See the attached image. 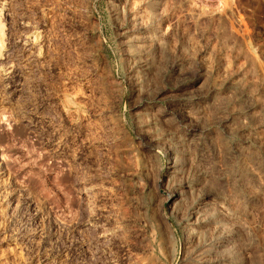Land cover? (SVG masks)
Instances as JSON below:
<instances>
[{"label":"rangeland","instance_id":"obj_1","mask_svg":"<svg viewBox=\"0 0 264 264\" xmlns=\"http://www.w3.org/2000/svg\"><path fill=\"white\" fill-rule=\"evenodd\" d=\"M0 5L13 69L0 75V258L199 264L185 237L200 200L205 211L227 210L223 219L253 223L246 264H263L264 0ZM155 7H165L156 18ZM157 24L163 39L152 43ZM167 153L183 166L172 177ZM174 174L193 184L180 206L163 192ZM11 258L4 264H17Z\"/></svg>","mask_w":264,"mask_h":264},{"label":"bare ground","instance_id":"obj_2","mask_svg":"<svg viewBox=\"0 0 264 264\" xmlns=\"http://www.w3.org/2000/svg\"><path fill=\"white\" fill-rule=\"evenodd\" d=\"M150 1V0H149ZM162 1V0H161ZM155 2H157V1H155ZM154 5V4H153ZM1 6V5H0ZM148 6L151 8V6H152V3L150 2L149 4H148ZM148 6H147V8H148ZM155 6H156V4H155ZM160 6V5H159ZM165 6V5H164ZM146 7V6H145ZM6 9V8H5ZM145 9V8H144ZM149 9V8H148ZM156 9V10H155ZM157 9L158 10H160V8L158 7V8H153V10H152V16H160V15H158V12H157ZM163 10L165 11V7H164V9H161L160 11H162V13L160 12V14H163ZM168 11V10H167ZM149 12V11H148ZM6 13V12H5ZM150 14H151V12H150ZM8 15V14H7ZM7 17V16H6ZM135 17V16H134ZM139 17V16H138ZM151 17V16H150ZM155 17V18H156ZM153 18V17H152ZM158 19V18H157ZM160 19H162V18H160ZM1 20V19H0ZM4 20V19H3ZM159 20V19H158ZM155 21V20H154ZM161 22H162V20H160ZM1 22V21H0ZM137 22V21H136ZM138 22H139V20H138ZM159 22V21H158ZM142 23V22H141ZM151 22H149V24H150ZM155 23V22H154ZM153 22L151 23L152 25L154 24ZM137 24H139L140 25V23H137ZM143 24V23H142ZM2 26H3V24H2ZM151 26V25H150ZM155 26V25H154ZM161 27L159 24H157L156 25V27ZM164 26V25H163ZM169 26V25H168ZM144 27V26H143ZM153 27V26H152ZM4 28V27H3ZM146 28H150V27H146ZM168 28V27H167ZM138 29H140V28H138ZM162 29V30H161ZM154 30V29H153ZM1 24H0V75H5V74H8L9 72H11V70H13L12 69V67H11V65H12V63H8V61L6 62V60H4V56H2L3 54H4V51L6 50V46H4V44H2L1 43V40H2V38H3V40H4V37H2L3 35V32H2V34H1ZM29 31V30H28ZM167 31V30H166ZM239 31V30H238ZM241 31V30H240ZM239 31V32H240ZM30 32V31H29ZM151 32V31H150ZM158 32V33H157ZM154 33V32H153ZM153 33H151V34H153ZM160 33V34H159ZM30 34V33H29ZM146 34V33H145ZM148 34H150V33H148ZM149 35L148 36V38H146V39H148L149 41H154L155 42V40H161V39H163V35H164V33H163V28L161 27V28H155V35L153 34V35ZM156 34L158 35L159 34V36L157 37L156 36ZM242 34V33H241ZM2 35V36H1ZM5 35V34H4ZM147 35V34H146ZM166 35V34H165ZM243 35V34H242ZM27 36V35H26ZM141 36H143V35H141ZM139 37V36H138ZM165 37V36H164ZM241 37V36H240ZM247 37V36H246ZM7 38V37H6ZM133 38H136V37H133ZM132 38V39H133ZM140 38V37H139ZM8 39V38H7ZM141 39V38H140ZM144 39V38H143ZM168 39V38H167ZM242 39H243V37H242ZM15 40V39H14ZM134 40V39H133ZM136 40H139V39H136ZM142 40V39H141ZM158 40V41H159ZM244 40V39H243ZM15 42V41H14ZM132 43V42H131ZM138 43V42H137ZM153 43V42H152ZM152 43H148V44H146V43H144V45L146 44V45H149V44H152ZM162 43V42H161ZM6 44V43H5ZM35 45V44H34ZM33 45V43H32V45H30V46H34ZM39 45V44H38ZM141 45V44H140ZM156 45H157V42H156ZM142 46H143V43H142ZM141 46V47H142ZM153 46V45H152ZM28 47V46H27ZM34 47H37L36 45L34 46ZM8 49H10V46H9V48ZM29 49V48H28ZM37 49V48H36ZM35 49V52L37 51ZM11 50V49H10ZM9 50V51H10ZM30 50V49H29ZM141 50V49H140ZM32 52H34V51H32ZM34 52V53H35ZM142 52V51H141ZM140 52V53H141ZM6 53V52H5ZM7 53H8V51H7ZM34 53H32V54H34ZM28 54H30V53H28ZM36 54V53H35ZM34 54V55H35ZM38 54V53H37ZM37 54L35 55V56H37ZM40 54V53H39ZM6 56V55H5ZM10 56V55H9ZM35 56H33L34 58H35ZM40 56V55H39ZM6 57H8V56H6ZM41 57V56H40ZM37 58V57H36ZM29 59H32V58H29ZM139 61V60H138ZM146 61V60H145ZM150 61V60H149ZM9 64V65H8ZM149 65V64H148ZM14 67V66H13ZM145 67V66H144ZM150 67H148L147 69H149ZM156 69V68H155ZM144 70H146V69H144ZM151 70V69H150ZM154 70V69H153ZM157 70V69H156ZM142 71V70H141ZM137 72V71H136ZM144 72V71H143ZM146 72V71H145ZM157 72V71H156ZM149 73V72H148ZM148 73H146V74H148ZM145 74V75H146ZM11 75V74H10ZM144 75V74H143ZM147 76V75H146ZM152 76H154V74L152 75ZM2 77V76H1ZM149 77V76H148ZM6 78V77H5ZM8 78V77H7ZM146 78V77H145ZM144 78V79H145ZM2 81H3V78H2ZM143 81V80H142ZM4 86V85H3ZM246 94V93H245ZM7 97V96H6ZM254 97V96H253ZM6 99V98H5ZM8 100V99H7ZM10 100V99H9ZM6 101V100H5ZM190 101V100H189ZM3 102H4V100H3ZM185 103V102H184ZM189 103H191V102H189ZM187 104V103H186ZM184 105V106H182L181 107V109H180V113H182V114H184L183 112H185V111H187L186 109H185V107L187 106V105ZM206 104V103H205ZM209 105V104H208ZM176 106V105H175ZM207 106V105H206ZM250 106V105H249ZM248 106V107H249ZM178 107V106H177ZM214 108H215V106H213ZM245 107H247V106H245ZM191 108V107H190ZM189 108V109H190ZM235 108V107H234ZM264 108V107H263ZM177 109V108H176ZM176 109H174V110H176ZM212 109V108H211ZM250 109H251V107H250ZM249 109V110H250ZM254 109V108H253ZM260 109V108H259ZM173 110V111H174ZM207 110V109H206ZM210 110V109H209ZM237 110V109H236ZM252 110V109H251ZM178 111H179V109H178ZM228 111V110H227ZM238 111V110H237ZM236 111V112H237ZM247 111V110H246ZM239 113L241 112L240 110L238 111ZM243 112H245V111H243ZM176 113V112H175ZM179 113V112H178ZM177 113V114H178ZM218 114V113H217ZM241 114H243L242 112H241ZM260 114V113H259ZM170 115V114H169ZM189 115V114H188ZM187 115V116H188ZM211 115H212V113H211ZM216 115V114H215ZM232 115V114H231ZM236 115V114H235ZM246 115H248V114H246ZM177 116V115H176ZM222 116V115H221ZM157 117V116H156ZM168 117V116H167ZM181 117V116H180ZM183 117H185V116H183ZM195 117V116H194ZM232 117H234L233 115H232ZM244 119H245V117H243ZM261 118V117H260ZM163 119V118H162ZM166 119V118H165ZM192 119V118H191ZM250 119V118H249ZM263 119V118H262ZM251 120V119H250ZM264 120V119H263ZM191 121V120H190ZM193 121V120H192ZM228 122V121H227ZM258 122H259V120H258ZM177 123V122H176ZM184 123V122H183ZM210 123V122H209ZM237 123V122H236ZM247 123V122H246ZM162 124V123H161ZM169 124V123H168ZM245 124V123H244ZM252 124V123H251ZM227 125H228V123H227ZM253 126V125H252ZM255 126V125H254ZM174 127V126H173ZM248 127V126H247ZM246 127V128H247ZM263 127V126H262ZM239 128V127H238ZM241 128V127H240ZM249 128V127H248ZM257 128V127H256ZM231 129V128H230ZM264 129V128H263ZM228 130V129H227ZM247 130V129H246ZM249 130V129H248ZM247 130V131H248ZM257 130V129H256ZM262 130V129H261ZM238 131H240V130H238ZM251 131V130H250ZM249 131V132H250ZM253 131H255V130H253ZM241 132V131H240ZM243 133V132H242ZM248 133V132H247ZM159 134V133H158ZM175 134V133H174ZM256 134V133H255ZM262 134V133H261ZM179 135V134H178ZM247 135V134H246ZM172 136H174L173 134H172ZM243 136V135H242ZM254 136V135H253ZM178 137H180V136H178ZM253 138V137H252ZM251 138V139H252ZM257 138V137H256ZM255 138V139H256ZM164 139V138H163ZM228 139V138H227ZM254 139V140H255ZM172 140V139H171ZM170 140V141H171ZM184 140V139H183ZM191 140V139H190ZM246 140V139H245ZM244 140V141H245ZM262 140V139H261ZM164 141V140H163ZM215 141V140H214ZM248 141V140H247ZM260 141V140H259ZM263 141V140H262ZM157 142V141H156ZM180 142V141H179ZM159 143V142H158ZM162 143H164L165 144V142H162ZM178 143V142H177ZM236 143V142H235ZM250 143V142H249ZM170 145H171V143H169ZM168 144V145H169ZM174 144V143H173ZM252 144V143H251ZM215 145V144H214ZM217 145V144H216ZM236 145V144H235ZM250 145V144H249ZM257 146V145H256ZM262 146V145H261ZM155 147H158V145L157 146H155ZM178 147V146H177ZM238 147V146H237ZM241 147V146H240ZM255 148V147H254ZM257 148V150H258V147H256ZM156 149V148H155ZM165 149V148H164ZM172 149V148H171ZM216 149V148H215ZM165 150H167V149H165ZM180 150V149H179ZM241 150V149H240ZM259 150H260V148H259ZM174 152V151H173ZM184 152V151H183ZM225 152V151H224ZM250 152V151H249ZM176 154H178L177 152H175ZM181 153V152H180ZM190 153V152H189ZM260 153V155H261V152H259ZM228 154V153H227ZM169 155H171V161H170V166L168 167V170H167V175H171V177H172V174L174 173V172H180V171H182V169H183V166H180V165H178V163H179V156H176V155H172V154H170V153H167V160L169 161ZM179 155V154H178ZM184 155H185V153H184ZM183 155V156H184ZM182 156V157H183ZM221 156V155H220ZM248 156V155H247ZM185 157V156H184ZM234 157V156H233ZM260 157V156H259ZM263 157V156H262ZM188 158V157H187ZM186 158V159H187ZM245 158V157H244ZM220 159V158H219ZM246 159V158H245ZM185 160V159H184ZM241 160V159H240ZM263 160V159H262ZM187 161V160H186ZM226 161V160H225ZM239 161V160H238ZM244 161V160H243ZM246 161H248V159L246 160ZM264 161V160H263ZM252 162V161H251ZM234 163V162H233ZM247 163V162H246ZM245 163V164H246ZM180 164V163H179ZM184 164H186V163H184ZM254 164H255V162H253V165H252V167H254ZM258 164H259V162H258ZM184 166H187V165H184ZM199 166V165H198ZM261 166V165H260ZM227 167V166H226ZM247 167V166H246ZM251 167V168H252ZM255 167H256V164H255ZM3 168H5V167H1L0 168V180L1 179H3L2 178V176H3V174H2V176H1V173L3 172L4 173V169ZM250 168V169H251ZM204 169V168H203ZM254 168H252V170H253ZM255 169H257V168H255ZM245 170V169H244ZM256 171V170H255ZM185 172V171H184ZM259 172V171H258ZM258 172H256V173H258ZM165 173V174H166ZM183 173V172H182ZM194 173V172H193ZM177 174V173H176ZM236 174V173H235ZM259 174V173H258ZM6 175V174H5ZM4 175V176H5ZM175 175V174H174ZM178 175V174H177ZM193 175V174H192ZM262 175V174H261ZM182 176V175H181ZM187 176V175H186ZM243 176H245V175H243ZM185 177V176H184ZM258 177V176H257ZM168 178V177H167ZM178 178H179V176H173V180H170V181H172V183H168V184H166L165 185V187H164V189H163V192L165 193V197H166V201L168 202V203H170V204H173V206H175V205H178V202L180 203V200H183V199H187V198H189L188 197V193L191 191V186H190V184H192V183H188L187 181H184V179H183V182H181V180H178ZM187 178V177H186ZM260 178V177H259ZM171 179V178H170ZM245 179V178H244ZM7 180V179H6ZM162 180V179H161ZM200 180V179H199ZM255 180V179H254ZM2 181V180H1ZM0 181V182H1ZM163 181V180H162ZM193 181V180H192ZM262 181V180H261ZM178 182H180V183H178ZM191 182V181H190ZM250 182V181H249ZM3 183V182H2ZM161 183H163V182H161ZM205 183V182H204ZM4 184V183H3ZM8 185V184H7ZM193 185V184H192ZM252 185V184H251ZM0 186H3V185H0ZM254 186V185H253ZM195 187V186H194ZM194 187H192V188H194ZM256 187V186H255ZM230 188H233V187H230ZM1 189V188H0ZM195 189H196V187H195ZM2 190V189H1ZM240 190V189H239ZM238 190V191H239ZM4 191V190H3ZM197 191V190H196ZM258 191V190H257ZM1 192V191H0ZM195 192V191H194ZM234 192V191H233ZM243 192V191H242ZM219 193V192H218ZM241 193V192H240ZM256 193V192H255ZM2 194V193H1ZM190 194H191V192H190ZM189 194V195H190ZM193 194V196H195L197 193H195V195H194V193H192ZM235 194V193H234ZM253 194V193H252ZM4 195V194H3ZM246 195V194H245ZM244 195V196H245ZM193 196L191 197V198H193ZM222 196V195H221ZM237 196V195H236ZM262 196V195H261ZM196 197H197V195H196ZM264 197V196H263ZM245 198H246V196H245ZM194 200H195V198H194ZM203 200V199H202ZM209 200V199H208ZM212 200V199H211ZM210 200V201H211ZM234 201V200H233ZM235 201H237V200H235ZM201 202H203V201H198V202H194L192 205H190V207H189V209H188V211H187V213H186V215H187V223H188V227H187V230L186 231H188V233H187V235H186V237H185V243L188 245V247L189 248H191V250H192V254H194V255H196L197 257H198V263L199 264H246V261H247V254H248V252L250 251L249 250V247H250V245L252 244H250V241H251V239H252V237H251V235L252 234H254V233H252L251 232V229H250V226L253 224H251V225H249V224H247L246 222H244L245 220H243V218L241 217V216H238V217H241L240 219L239 218H236L235 217V219H233L232 220V218H231V221H230V219H229V221L228 220H226L225 218H227L228 219V217H226L225 216V218L223 219V217H221L222 215L220 214V213H222V212H225V211H227V210H225L224 208V210L223 209H220V210H215L217 207L216 206H214L215 207V209H214V211H212V210H210V209H207L206 211H205V208L203 207V206H201L200 204H201ZM215 202V201H214ZM218 202V201H217ZM221 203H222V201H220ZM223 202H224V200H223ZM251 202V201H250ZM262 202V201H261ZM185 203H188V202H185ZM185 203H183V204H185ZM264 203V202H263ZM0 204H2V201H1V203ZM180 204H182V203H180ZM180 204L178 205V206H180ZM191 204V203H190ZM216 204V203H215ZM224 204V203H223ZM223 207H228V206H223ZM260 207H262V206H260ZM259 207V208H260ZM264 207V206H263ZM1 208V207H0ZM175 208V207H174ZM187 208V207H186ZM204 208V209H203ZM221 208H222V206H221ZM229 208V207H228ZM227 208V209H228ZM258 208V209H259ZM3 208H1V210H2ZM217 209H219V207L217 208ZM243 209V208H242ZM187 210V209H186ZM229 210V209H228ZM234 210V209H233ZM233 210H231V211H233ZM3 211V210H2ZM173 211V210H172ZM239 211V210H238ZM257 211H259V210H257ZM261 211V210H260ZM234 212V211H233ZM236 212V211H235ZM240 212V211H239ZM264 212V211H263ZM227 213V212H226ZM237 213V212H236ZM259 213V212H258ZM2 214V213H1ZM228 214H230L229 212H228ZM234 214V213H233ZM239 214V213H238ZM240 214H242V210H241V213ZM248 214H249V212H248ZM262 214V213H261ZM182 215V214H181ZM225 215V214H224ZM223 215V216H224ZM231 215H232V213H231ZM231 215H229V216H231ZM250 215V214H249ZM258 215V214H257ZM183 216V215H182ZM234 216V215H233ZM232 216V217H233ZM236 216V215H235ZM252 216V215H251ZM255 217V216H254ZM257 217H259V216H257ZM246 219V218H245ZM249 219H250V217H249ZM258 219V218H257ZM214 221V223H215V226H214V229L212 230V229H209V222L210 221ZM243 220V221H242ZM252 220V219H251ZM258 221V220H257ZM257 221H255V222H257ZM261 221V220H260ZM263 221V220H262ZM249 223V222H248ZM251 223V222H250ZM264 224V223H263ZM186 225V224H185ZM262 227V225L259 223L258 224V228L260 227V226ZM253 227H255V226H253ZM264 228V227H263ZM254 229V228H253ZM213 231V232H210V231ZM260 230H262V229H260ZM257 231V230H256ZM252 233V234H251ZM263 235V234H262ZM257 236V235H256ZM264 236V235H263ZM263 236L261 237V239L263 238ZM259 239V238H258ZM257 239V240H258ZM33 240H35V239H33ZM183 240V239H182ZM253 240V239H252ZM255 240V239H254ZM264 240V239H263ZM29 241V240H28ZM260 241H262V240H260ZM259 241V242H260ZM252 242V241H251ZM261 243H263V242H261ZM23 244V243H22ZM185 244V245H186ZM256 244V243H255ZM258 244V243H257ZM264 244V243H263ZM28 245V244H27ZM254 245V244H253ZM253 245H251L252 247H253ZM18 246H20V245H18ZM22 246V245H21ZM258 246V245H257ZM263 246V245H262ZM24 247V246H23ZM255 247H256V245H255ZM259 247V246H258ZM257 247V248H258ZM256 248V249H257ZM9 249H11V248H9ZM251 249V248H250ZM259 249H261L260 247H259ZM12 250L15 252V250L13 249V247H12ZM189 250L190 249H187V251L189 252ZM258 250V249H257ZM256 250V251H257ZM264 250V249H263ZM262 249H261V251H263ZM11 251V250H10ZM260 251V252H261ZM191 252V251H190ZM251 252H255L254 251V249H253V251H251ZM11 253H12V251H11ZM10 253V254H11ZM18 253V252H17ZM256 253V252H255ZM263 253V252H262ZM9 253L7 252V255H8ZM16 254V253H15ZM15 254H12L13 256H11V257H8V256H5L4 258L3 257H1L0 258V264H4L5 262H10L9 261V258H11V259H13L14 260V262L15 263H17V264H23V258L22 257H20V256H18V255H15ZM191 254V253H190ZM256 254H258V252L256 253ZM194 255H193V257H194ZM260 255V254H259ZM263 255V254H262ZM191 256V255H190ZM250 256H248V258H249ZM261 257V256H260ZM195 258V257H194ZM252 258V257H251ZM261 258H264L263 256L261 257ZM250 259V258H249ZM248 259V260H249ZM59 260V259H58ZM256 260V259H255ZM261 260H263V259H261ZM55 261H56V259H55ZM250 261V260H249ZM11 262H12V260H11ZM26 262V261H25ZM196 262V261H195ZM263 262V264H264V260L262 261ZM61 263V262H60ZM60 263H58L57 261H56V263L55 264H60ZM197 263V262H196ZM6 264H8V263H6ZM27 264V263H26ZM249 264V263H248ZM252 264V263H251Z\"/></svg>","mask_w":264,"mask_h":264}]
</instances>
